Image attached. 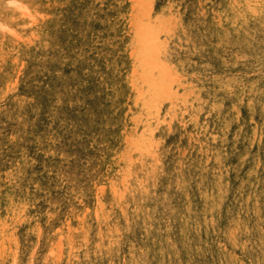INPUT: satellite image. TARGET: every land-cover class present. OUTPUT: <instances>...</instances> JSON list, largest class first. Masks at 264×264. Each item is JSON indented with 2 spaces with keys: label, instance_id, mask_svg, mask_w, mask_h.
Instances as JSON below:
<instances>
[{
  "label": "rangeland",
  "instance_id": "obj_1",
  "mask_svg": "<svg viewBox=\"0 0 264 264\" xmlns=\"http://www.w3.org/2000/svg\"><path fill=\"white\" fill-rule=\"evenodd\" d=\"M0 264H264V0H0Z\"/></svg>",
  "mask_w": 264,
  "mask_h": 264
},
{
  "label": "bare ground",
  "instance_id": "obj_2",
  "mask_svg": "<svg viewBox=\"0 0 264 264\" xmlns=\"http://www.w3.org/2000/svg\"><path fill=\"white\" fill-rule=\"evenodd\" d=\"M165 25V24H164ZM143 29V28H142ZM163 29H164V27H163ZM152 31V30H151ZM151 31H150V33H151ZM138 34V33H137ZM141 34V33H140ZM157 37V36H156ZM153 39V38H152ZM156 40V39H155ZM151 43V42H150ZM142 44V43H141ZM152 45H153V43H152ZM160 45V44H159ZM151 46V45H150ZM154 49V48H153ZM147 72V71H146ZM169 89V88H168ZM173 95H174V93H173ZM166 96V95H165ZM186 96V95H185ZM169 97V96H168ZM156 107V106H155ZM157 108V107H156ZM121 184V183H120ZM17 219V218H16ZM11 234V233H10ZM13 262V261H12Z\"/></svg>",
  "mask_w": 264,
  "mask_h": 264
}]
</instances>
